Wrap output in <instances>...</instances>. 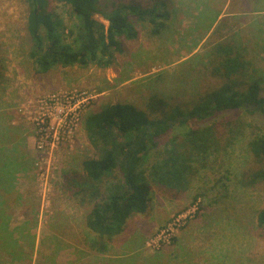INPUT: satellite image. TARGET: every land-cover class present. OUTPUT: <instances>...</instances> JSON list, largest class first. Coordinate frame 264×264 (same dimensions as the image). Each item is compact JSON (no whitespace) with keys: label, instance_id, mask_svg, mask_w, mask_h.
<instances>
[{"label":"rangeland","instance_id":"1","mask_svg":"<svg viewBox=\"0 0 264 264\" xmlns=\"http://www.w3.org/2000/svg\"><path fill=\"white\" fill-rule=\"evenodd\" d=\"M116 1L142 7L165 2L170 19L154 36L150 24L131 17L139 36L122 41L124 50L109 67L41 73L31 58L30 1L0 0V159L13 148L7 168L0 162V264H264L258 221L264 181L250 177L261 168L250 144L264 131V117L243 111L203 124L225 126L223 149L180 198H166L152 183L146 213L126 221L108 252L92 248V206L70 191L81 183L73 178L85 175L83 163L102 155L103 144L92 143L86 130L91 115L117 105L147 111L155 99L167 110L179 104L191 111L220 85L210 73L218 44L234 46L264 77V0ZM40 7L44 18L59 24L62 41L72 44L79 24L72 6L41 0ZM96 19L108 26L103 16ZM240 119L250 125L246 130L227 126ZM191 124L155 139L144 169L163 158ZM103 180L121 181L120 170Z\"/></svg>","mask_w":264,"mask_h":264},{"label":"trees","instance_id":"2","mask_svg":"<svg viewBox=\"0 0 264 264\" xmlns=\"http://www.w3.org/2000/svg\"><path fill=\"white\" fill-rule=\"evenodd\" d=\"M29 1L31 58L41 73L57 67L87 68L93 64L109 67L115 54L123 52L122 41H133L139 36L131 17L150 24L154 36L162 34L170 19L165 2L142 7L116 0H105L103 6L100 0H66L79 24L72 44H65L59 24L41 15V0ZM97 15L103 16L108 26L98 21ZM212 54L210 73L220 85L203 95L191 111L183 112L179 104L167 110L161 99H155L147 111L117 105L87 119L89 139L94 144H103L102 155L98 160L88 159L83 163L85 175L73 178L75 183H81L70 186V191L76 201L92 206L87 229L93 235L90 243L97 252H108L110 242L123 231L126 221L133 215L146 213L152 183L166 198L178 199L189 189L209 158L220 153L223 149L220 129L225 126L203 125L205 122L230 111L264 117V77L257 76L251 61L231 44L216 45ZM191 123L193 128H186L181 136L172 140L163 158L146 171L144 165L156 146L155 139L165 137L177 126L186 127ZM227 126L244 131L250 125L240 119L229 121ZM250 150L261 166L251 174L252 182L264 181V131L253 139ZM117 169L121 172V181L99 183ZM65 179L69 181L67 176ZM258 221L264 228V211L259 214Z\"/></svg>","mask_w":264,"mask_h":264},{"label":"crops","instance_id":"3","mask_svg":"<svg viewBox=\"0 0 264 264\" xmlns=\"http://www.w3.org/2000/svg\"><path fill=\"white\" fill-rule=\"evenodd\" d=\"M1 141V140H0ZM2 144V142H0V145ZM1 147H5V145L3 144V145H1ZM0 147V154H1V151H3V149ZM11 152H13V148H8L7 150H6V156H5V158L4 159H0V162H2L4 165L3 166H5L6 168H7V164L6 163H8L7 162V160H11L10 158V155L12 154ZM21 156V155H20ZM22 158V157H21ZM14 164V163H13ZM11 167V166H10ZM13 171V170H12ZM9 176V175H8ZM2 181H0V183H1ZM8 186H10V184H8ZM1 187H3V185H0V188ZM4 188V187H3ZM5 189V188H4Z\"/></svg>","mask_w":264,"mask_h":264}]
</instances>
